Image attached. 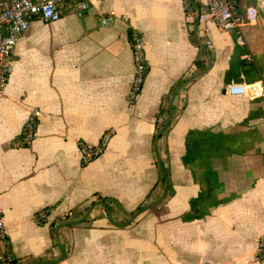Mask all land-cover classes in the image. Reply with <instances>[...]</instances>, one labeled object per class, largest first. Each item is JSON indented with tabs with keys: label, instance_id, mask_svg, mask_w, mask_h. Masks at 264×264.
<instances>
[{
	"label": "crops",
	"instance_id": "1",
	"mask_svg": "<svg viewBox=\"0 0 264 264\" xmlns=\"http://www.w3.org/2000/svg\"><path fill=\"white\" fill-rule=\"evenodd\" d=\"M239 6L256 18L225 31L183 0H91L82 15L31 21L0 97V208L18 259L264 264V0ZM130 30L148 63L134 104ZM236 82L249 95L230 94ZM36 108V134L19 144ZM108 130L83 165L79 141Z\"/></svg>",
	"mask_w": 264,
	"mask_h": 264
},
{
	"label": "built area",
	"instance_id": "2",
	"mask_svg": "<svg viewBox=\"0 0 264 264\" xmlns=\"http://www.w3.org/2000/svg\"><path fill=\"white\" fill-rule=\"evenodd\" d=\"M185 10L197 20L212 22L221 30H231L250 23L256 18L255 9H247L245 13L240 10L239 0H183ZM91 8V0H0V97L5 91L9 76L12 72L11 53L23 33H25L35 18L47 22L59 20L66 13L82 15ZM244 44L242 37L238 38ZM209 47L212 45L209 43ZM132 54L135 73L127 93V101L134 104L143 89L148 74V63L145 52V41L138 32L133 33ZM250 58L249 55H246ZM227 91L232 95H249V87L244 83H231ZM253 96L260 94L256 88ZM40 109H33L29 114L19 144L28 145L33 140L39 117ZM166 122V120L164 121ZM112 130L103 133L98 143L79 141L81 163L88 164L100 156L107 148ZM54 207H45L35 215L37 221L47 219ZM74 216L72 210L61 215V220H68ZM256 258L264 259V234L258 239ZM0 264H26L18 259L11 248L5 217L0 208Z\"/></svg>",
	"mask_w": 264,
	"mask_h": 264
},
{
	"label": "trees",
	"instance_id": "3",
	"mask_svg": "<svg viewBox=\"0 0 264 264\" xmlns=\"http://www.w3.org/2000/svg\"><path fill=\"white\" fill-rule=\"evenodd\" d=\"M133 33H134V31L133 30H130V36H131L132 40H133Z\"/></svg>",
	"mask_w": 264,
	"mask_h": 264
},
{
	"label": "rangeland",
	"instance_id": "4",
	"mask_svg": "<svg viewBox=\"0 0 264 264\" xmlns=\"http://www.w3.org/2000/svg\"><path fill=\"white\" fill-rule=\"evenodd\" d=\"M74 212V211H73Z\"/></svg>",
	"mask_w": 264,
	"mask_h": 264
}]
</instances>
